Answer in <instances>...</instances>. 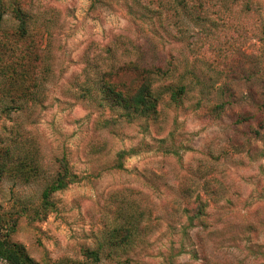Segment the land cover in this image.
Listing matches in <instances>:
<instances>
[{"label": "rangeland", "instance_id": "1", "mask_svg": "<svg viewBox=\"0 0 264 264\" xmlns=\"http://www.w3.org/2000/svg\"><path fill=\"white\" fill-rule=\"evenodd\" d=\"M199 3L0 0V233L36 264H264V0ZM146 79L150 113L106 90Z\"/></svg>", "mask_w": 264, "mask_h": 264}, {"label": "trees", "instance_id": "2", "mask_svg": "<svg viewBox=\"0 0 264 264\" xmlns=\"http://www.w3.org/2000/svg\"><path fill=\"white\" fill-rule=\"evenodd\" d=\"M183 1V0H181ZM185 1V0H184ZM202 3L203 0H198ZM199 3V4H200ZM148 66H155L150 63ZM149 78V76H148ZM150 81V80H149ZM146 79L132 92L116 89L111 85L106 86L111 99L117 103L118 106L125 110H131L138 113H150L155 110L156 97L151 90V81ZM176 93H172L171 97L176 98ZM0 257L8 264H36L24 251L21 246L9 242L0 233Z\"/></svg>", "mask_w": 264, "mask_h": 264}]
</instances>
